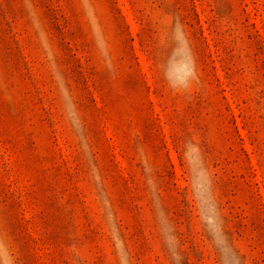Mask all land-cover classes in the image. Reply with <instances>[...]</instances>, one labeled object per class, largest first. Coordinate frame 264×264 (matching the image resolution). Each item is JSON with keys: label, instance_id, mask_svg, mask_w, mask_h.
<instances>
[{"label": "rangeland", "instance_id": "rangeland-1", "mask_svg": "<svg viewBox=\"0 0 264 264\" xmlns=\"http://www.w3.org/2000/svg\"><path fill=\"white\" fill-rule=\"evenodd\" d=\"M0 264H264V0H0Z\"/></svg>", "mask_w": 264, "mask_h": 264}]
</instances>
